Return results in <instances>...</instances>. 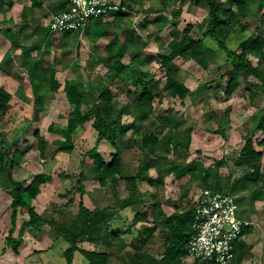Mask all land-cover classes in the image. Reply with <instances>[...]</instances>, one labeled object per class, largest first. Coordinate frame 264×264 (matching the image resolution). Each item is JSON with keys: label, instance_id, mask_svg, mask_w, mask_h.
<instances>
[{"label": "trees", "instance_id": "16d2710c", "mask_svg": "<svg viewBox=\"0 0 264 264\" xmlns=\"http://www.w3.org/2000/svg\"><path fill=\"white\" fill-rule=\"evenodd\" d=\"M170 1L173 0H162L164 4ZM4 2L5 0H0V8ZM194 2L196 5L204 2L208 10L207 16L198 25L202 37H194L193 28L195 25L188 23L179 37H174L168 42V52L159 54L156 57L157 60L168 69H171L172 61L176 57L192 59L200 66H207L211 61L218 64H229L231 68L222 75L227 77L225 89L227 96L232 95L242 84L238 79L239 75L243 77L252 97L256 89L264 91V34L261 32L260 25H257L253 32H249V21L245 18L250 13L256 18L264 20V0H232L235 8L227 6L222 0H195ZM122 3L130 6V1L122 0ZM251 4H256L253 11L250 9ZM181 10V8L176 9L173 15L178 16ZM125 14L128 12L111 13L112 20H105V17L100 16L94 17L83 29L62 32L60 39L62 43H65L73 37L76 42L84 30L89 40L95 45L96 56L102 61H106L110 69L115 71L113 79L116 77L124 83L130 79L133 82L135 92L133 89H127L129 94L133 95L128 103L119 104L111 92L109 84L101 80H97L96 85H90L83 79L74 78L65 79L62 83L57 78L56 68L50 70L48 77H38L35 74L36 68L28 72L32 90L31 101L35 107L36 118L38 112L49 107L51 100L60 88L63 89L68 103L72 106L69 111L63 114L67 119L65 125L51 122L47 127L49 132L59 135L56 139L50 140L39 129L35 130L34 134L40 155L45 156L49 148H52L51 156L58 152L72 153L76 147L74 135L77 129L90 124L98 134L95 145L84 153L82 164L88 166L100 186L107 187L110 184L118 186L121 182H125L128 190L126 196L117 198L115 202L103 207L90 209L82 199L79 201L80 213L76 218L70 220L75 231L68 229L66 221H63L60 226L63 236L69 241V245L63 251V256L65 264H72L74 253L78 250L88 259L89 264H186L184 258L190 257L188 256V241L193 233L194 197L183 192L180 198L175 200L164 198L161 194L165 188L164 176L169 174L175 179H181L188 174H199L202 187L231 194H234L237 182H231L228 177L220 175L219 167L225 164L224 159L215 161L213 168L204 165L199 160L188 159L191 154L192 126H185L180 117L172 115L170 112H161V118L164 117L162 118L164 127L154 126L152 123L151 130L144 133L138 145L120 144L119 138L127 137L129 130L136 133L140 129L139 126L143 125L140 121L138 126L136 120L125 124L122 121L125 112H129L128 109L132 110L135 105L145 109L151 107L154 98L159 95L157 91L153 90L154 77L139 67L143 62L139 52L133 53L129 63L122 61L132 41L130 38H122L116 33L112 35L111 27L114 23L119 24ZM158 21L167 24L172 19L163 20V16H160ZM36 34L40 35L39 40L30 46L22 45L23 53L38 48L44 42L47 47L53 43L55 36L50 29L44 31L43 27H36ZM105 36H108L109 39L103 47L104 53L101 54L98 52L97 43ZM209 39L224 51L225 58L222 61L218 57L220 52L209 44ZM231 44H236V46L232 47ZM250 55L257 59V63L253 62ZM55 60L57 61V57ZM250 76L259 80L260 83L249 81ZM165 88L167 96L181 100L192 94L200 96L207 90L206 84H201L192 90L173 74L168 75ZM12 96L10 91L0 85V118L6 115L10 109ZM229 113L230 107L224 111L223 118L225 120L218 119V127L213 131H222L223 125L228 122ZM167 126L165 135L162 138L159 137L158 135ZM257 131L264 132V106L259 110L258 115L253 117V125L248 128V136L237 160L242 171V176L238 180H249L255 185L249 198L252 201L264 199V149L256 147V144L263 146L264 139L258 142L253 139V135ZM103 140L108 141L114 148L110 160H107L99 151L98 145ZM160 145L164 146L165 151L172 156L157 155ZM20 146V140L16 135L7 138L0 132V174L6 175L11 184L10 188L6 190L10 196L8 207L11 210L12 223L6 236V243L12 247L15 253H19V246L22 242L21 235L16 237L14 234L18 215L22 210H26L29 217L27 224L31 227L38 228L43 222L55 227L59 221L56 217L46 218L37 211L34 204L41 193L42 185L53 180L51 174L39 172L28 181L13 178L11 169L13 170L17 162L24 157ZM131 147L137 153L135 158L137 166L133 171H126L125 154ZM153 167L158 170V176L155 178L148 174ZM85 177V173H80L78 179L79 189L82 193L85 191L83 183ZM139 181H146L153 189L140 190ZM236 200L239 204L238 197ZM165 206L171 207L172 211L167 212ZM129 212H133V217L130 220L144 222L146 225L140 230L129 228L133 236L130 239H125L123 229L129 219ZM260 223L264 231V219ZM249 229L245 230L244 235ZM156 234H159L162 239L158 257L149 249ZM242 238L236 240L235 247ZM84 241L104 248L100 250L82 248L78 243ZM129 247L131 251L127 249ZM194 259L198 264H216L213 261L202 262L199 259ZM14 264L20 263L15 262Z\"/></svg>", "mask_w": 264, "mask_h": 264}, {"label": "rangeland", "instance_id": "374dc122", "mask_svg": "<svg viewBox=\"0 0 264 264\" xmlns=\"http://www.w3.org/2000/svg\"><path fill=\"white\" fill-rule=\"evenodd\" d=\"M127 1H130V6L126 5L128 14H125L119 24H113L112 35L116 33L122 38L131 39L132 43L129 44V50L122 61L129 63L133 53L139 52L143 59L139 67L154 77L153 90L157 91L159 95L154 98L151 107L145 109L135 105L132 110L128 109L129 112H125L122 116V121L125 124L136 120L137 125L140 121L143 125H138L140 129L136 133L129 130L127 137L119 138L120 144L138 145L144 133L151 130L152 123L154 126L164 127L162 125L164 117L161 118V112H170L172 115L180 117L185 126H192L191 154L188 159L199 160L212 168L215 161L224 159L225 164L219 167L220 175L228 177L231 182H237L233 191L235 195L240 198L245 195L249 196L255 185L249 180H238L242 176V171L237 160L248 136V128L253 125V117L258 115L259 110L264 106V91L256 89L252 97L243 77L239 75L238 79L242 84L232 95L227 96L225 93L227 77L222 75L231 68L229 64H218L211 61L207 66H200L192 59L176 57L172 61L171 69H168L157 60L156 57L159 54L168 52V42L174 37H179L188 23L195 25L193 28L194 37H202L198 25L208 14L204 2L196 5L195 0H173L167 4H164L162 0ZM222 1L227 6L235 8L232 0ZM255 6L256 4L250 5L251 11ZM179 8L182 9L180 14L174 16L173 13ZM14 11V7L8 4V0H5L0 8V20L9 18ZM160 16H163V20L172 19V21L167 24L162 23L163 21L159 22L158 17ZM27 18L29 17L27 16ZM105 18V20H112L113 16L109 15ZM245 18L249 21V32H253L256 26L260 25L261 32L264 34L263 19H258L250 13ZM21 23L24 26L20 23H8L3 25L0 31V85L13 95L10 100V109L6 115L0 118V132L7 138L16 135L24 152V157L17 162L13 170L11 169L14 179L28 181L39 172L49 173L53 176L51 182L42 185L41 193L34 204L37 211L46 218L56 217L59 221L55 227L47 222H43L38 228L31 227L27 224L29 217L26 210H22L18 215L17 221L20 222V226L16 234V237L19 235L22 237L19 246L21 254L13 253L12 247L6 243V236L12 225L11 210L8 207L10 196L6 190L10 188L11 184L6 175L0 174V264H11L17 258L22 261L21 264H65L63 251L69 245V241L63 236L60 226L63 221H66L68 229L74 230L70 220L76 218L80 213L79 201L82 199L83 203L91 209L103 207L115 202L117 198L126 196L128 190L125 182H121L118 186L111 184L107 187L100 186L88 166L82 164L84 153L95 145L98 134L90 124L77 129L74 135L76 147L72 153L58 152L51 156L52 148H49L45 156L40 155L34 134L35 130L39 129L50 140L56 139L59 135L49 132L47 127L51 122L65 125L67 119L63 114L69 111L72 106L68 103L63 89L60 88L51 100L49 107L38 112L36 118L35 107L31 101L32 90L28 72L36 68L35 74L38 77H48L50 70L56 68L57 78L62 83L65 79L74 78L83 79L90 85H96L95 82L101 80L109 84L110 90L119 104L131 101L133 95L129 94L127 89H133L135 92V86L130 79L126 83L116 77L113 79L115 71L110 69L106 61H102L96 56L95 45L83 31L76 42L71 37L65 43H62L60 39L62 32H53L55 37L49 47L43 41V45L23 53L22 45L36 44L40 35L36 34V28L30 22L27 25ZM43 28L44 31H47L48 24ZM108 39V36H105L98 41L99 53H104L103 47ZM209 44L220 52L218 57L222 61L225 58L224 51L211 39H209ZM231 46L235 47L236 44H231ZM55 57H57V61ZM250 58L254 63H257L254 56L250 55ZM170 74L177 76L192 90L201 84H206L207 90L200 96L192 94L184 100L169 97L166 95L165 82ZM248 80L260 83L252 76ZM228 107H230L228 122L223 125L221 132L213 131L218 127L217 120L223 118L224 111ZM167 129L168 126L158 136L162 138ZM253 139L257 142L263 140L264 132L257 131L253 135ZM256 147L264 149V145L256 144ZM98 148L107 160L111 159L114 148L108 141L100 142ZM165 150V147L160 145L157 155L165 154L167 157H171L172 154ZM136 156L137 153L132 147L127 149L125 154L126 171H133L137 166ZM80 173L86 174L83 180L84 193L79 189ZM148 174L153 178L157 177V168H151ZM164 181L165 188L161 194L164 198L174 200L180 198L183 192L195 197L202 187L199 174H188L181 179H175L168 174L164 176ZM138 186L143 191L153 189L146 181H139ZM263 207L264 204L261 209L259 208L260 217L264 215ZM165 209L167 212L172 211L169 206H165ZM240 214L242 215V212ZM132 217L133 212H129V219L123 229L125 239H130L133 236L129 228L140 230L146 225L144 222L130 220ZM78 245L91 250L104 248L87 242H79ZM161 245L162 239L159 234H156L149 249L158 257ZM127 249L131 251L130 247ZM251 258L254 259V256ZM184 261L186 264H198L191 257H185Z\"/></svg>", "mask_w": 264, "mask_h": 264}, {"label": "built area", "instance_id": "2783aa9c", "mask_svg": "<svg viewBox=\"0 0 264 264\" xmlns=\"http://www.w3.org/2000/svg\"><path fill=\"white\" fill-rule=\"evenodd\" d=\"M126 10L121 0H65L64 8L53 14L47 24L52 32L83 29L94 17ZM254 223L240 217L235 194L202 187L194 197L188 256L202 262L233 264L236 240Z\"/></svg>", "mask_w": 264, "mask_h": 264}, {"label": "crops", "instance_id": "0c3cea01", "mask_svg": "<svg viewBox=\"0 0 264 264\" xmlns=\"http://www.w3.org/2000/svg\"><path fill=\"white\" fill-rule=\"evenodd\" d=\"M9 3L12 7H14L15 11L9 18L0 20V27L8 23H20L22 25L21 22L25 25L30 22V24L35 28L43 27L47 24L53 14L65 6V0H8V4ZM27 16L29 18L26 19ZM83 32L85 31L83 30ZM236 197L239 198V215H241L240 212H242L241 217L251 219L256 222L248 227L250 228L249 231H247L241 241L237 243L233 264H264V231L260 223V221L264 219V215L261 217L259 216V210L264 204V199H256L255 201H252L249 200L250 195H245L241 198L236 195ZM19 226L20 222L17 221L15 236H17L16 234ZM84 242L91 243L89 241ZM19 254H21V248H19ZM251 256H254V259L251 258ZM15 262L21 264L22 261L17 258L14 259L11 264H14ZM72 264H89V261L78 250L74 253Z\"/></svg>", "mask_w": 264, "mask_h": 264}]
</instances>
